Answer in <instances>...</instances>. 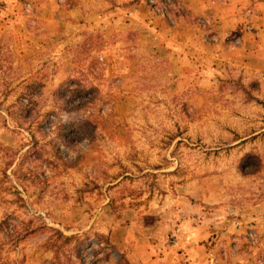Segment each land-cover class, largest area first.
Wrapping results in <instances>:
<instances>
[{
	"label": "rangeland",
	"instance_id": "374dc122",
	"mask_svg": "<svg viewBox=\"0 0 264 264\" xmlns=\"http://www.w3.org/2000/svg\"><path fill=\"white\" fill-rule=\"evenodd\" d=\"M257 1L0 0V264H264Z\"/></svg>",
	"mask_w": 264,
	"mask_h": 264
},
{
	"label": "crops",
	"instance_id": "0c3cea01",
	"mask_svg": "<svg viewBox=\"0 0 264 264\" xmlns=\"http://www.w3.org/2000/svg\"><path fill=\"white\" fill-rule=\"evenodd\" d=\"M234 1H236V0H232V2H234ZM255 5H257V6H259V7H261V8H263V13H262V15L261 16H258L259 17V19H261L262 18V16H264V2L263 1H257L256 3H255ZM251 9V8H250ZM253 9V8H252ZM251 9V10H252ZM252 14H254V12H253V10H252ZM262 24V23H261ZM263 30H264V28H263ZM257 36H259V35H257ZM190 237V236H189ZM229 238L230 239H238L239 237L238 236H236V235H232V234H230L229 235ZM224 242H225V240H224ZM225 244H226V242H225ZM143 250V249H142ZM141 250V251H142ZM144 252H145V250H144ZM197 252V253H196ZM202 252H203V245H195V247H194V251L193 252H191V253H188V256L190 257V256H195L196 257V259H194V261H195V264H200V259H199V257H201V255H202ZM141 254H142V256L140 255V253L137 255V254H135V255H133V254H131L130 256H129V258H130V263L131 264H161V261L159 262L157 259H150V255H149V253L148 252H145V253H143V252H141ZM173 256V255H172ZM179 257H180V255H178ZM141 257H145L147 260L144 262V260L141 258ZM165 264H178L177 262H171L170 261V259H169V257H166L165 258ZM183 264H194V262L192 261V260H188L187 262H184ZM215 264H235V262H234V260H230V258H229V256H228V258L227 259H224V258H222V256H218V259H217V262H216V260H215Z\"/></svg>",
	"mask_w": 264,
	"mask_h": 264
},
{
	"label": "trees",
	"instance_id": "16d2710c",
	"mask_svg": "<svg viewBox=\"0 0 264 264\" xmlns=\"http://www.w3.org/2000/svg\"><path fill=\"white\" fill-rule=\"evenodd\" d=\"M78 97H81L80 94L77 95ZM255 159V157L251 154H247L245 155L242 159H241V164L240 167L241 168H245L247 167L249 164H251V160ZM53 235L47 236L46 240H45V248L48 250L50 248H53L54 250H60L63 248V246L68 245V243L73 239V237L71 236H66L63 235L60 231L58 230H53L52 231ZM52 236L55 237V239L52 238ZM76 238H74L75 240ZM80 243L79 241L77 242V244Z\"/></svg>",
	"mask_w": 264,
	"mask_h": 264
}]
</instances>
